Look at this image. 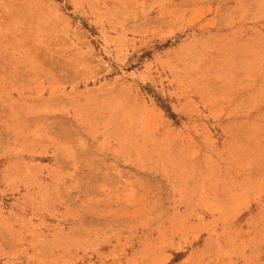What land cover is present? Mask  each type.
Here are the masks:
<instances>
[{
  "label": "rangeland",
  "instance_id": "obj_1",
  "mask_svg": "<svg viewBox=\"0 0 264 264\" xmlns=\"http://www.w3.org/2000/svg\"><path fill=\"white\" fill-rule=\"evenodd\" d=\"M0 264H264V0H0Z\"/></svg>",
  "mask_w": 264,
  "mask_h": 264
}]
</instances>
